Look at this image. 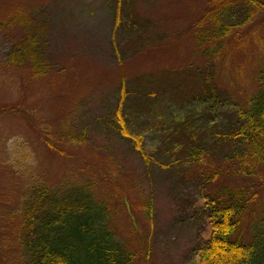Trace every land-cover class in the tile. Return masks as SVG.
I'll return each instance as SVG.
<instances>
[{
    "label": "rangeland",
    "instance_id": "1",
    "mask_svg": "<svg viewBox=\"0 0 264 264\" xmlns=\"http://www.w3.org/2000/svg\"><path fill=\"white\" fill-rule=\"evenodd\" d=\"M127 1L113 33L115 52L110 41L114 0H0V108L15 107L0 111V235L5 237L0 264H18L7 241L16 223L9 212L32 184L60 190L89 182L94 199L107 208L105 226L113 240L133 254L127 264H200L197 252L209 233L204 195L219 185L256 190L236 235L245 243L258 232L264 167L262 179L233 175L221 155L228 149L213 155V141L207 143L212 155L188 162L187 148L169 145L163 129L203 112L191 101L198 94L191 84L198 87L199 77L213 85L220 102L213 107V126L232 118L235 105L244 108L264 59V10L236 27L219 50L213 42L216 54H204L207 44L196 40L202 26L195 23L210 8L209 0ZM246 6L238 3L225 23L241 22ZM13 16H29L36 24L45 75L31 76L26 63H7L9 49L30 29L8 22ZM122 84L136 91L122 109L128 130L140 132L144 147L167 168H145L128 139L113 129L111 113ZM149 92L146 110H139L140 95ZM156 122L161 126L153 127ZM176 158L178 166L170 163ZM218 172L219 178L206 181Z\"/></svg>",
    "mask_w": 264,
    "mask_h": 264
},
{
    "label": "trees",
    "instance_id": "2",
    "mask_svg": "<svg viewBox=\"0 0 264 264\" xmlns=\"http://www.w3.org/2000/svg\"><path fill=\"white\" fill-rule=\"evenodd\" d=\"M125 2L128 1L114 0L110 41L115 52L113 33L119 23L121 5ZM240 2L247 5L246 9H242L244 16L241 22L225 23L224 18ZM209 3L210 8L195 23V26H202L196 40L200 44H207L204 54H216L213 52V42L219 50L222 40L231 35L236 27L252 21L256 13L264 10V3L259 0H209ZM16 19L13 16L8 22L16 21L30 29L24 38L9 49L7 63L10 67H20L26 63L31 76H43L48 66L37 26L29 16L23 20ZM197 82L200 83L198 87L191 84V89L198 90V94L192 96L191 101L203 107V112L194 120L180 117V121H174L166 128L167 131L163 129L170 135L169 145L178 144L187 148L186 161L201 162L203 154L210 153L207 143L213 141L210 146L213 148V155L218 154L221 149H228V155H221L223 160L232 165L233 175L262 179L260 170L264 167V59L255 75L254 90L245 99L246 105L244 108L235 105L232 118L228 117L221 126L212 125L214 104H220L213 94V85L204 77H199ZM134 93L136 91L126 90L124 84L120 85L119 98L111 113L114 125L112 127L118 135L128 139L131 149L145 168L151 165L167 168L166 164L157 162L144 147L143 135L140 132H130L127 128L128 120L125 119L122 109L126 106L125 101L129 95ZM150 93L147 96L140 95L141 103L137 104L139 110H146V102L153 96ZM6 108H0V111L15 110L14 106ZM128 112L131 115V109ZM157 125L161 126V123L156 122L153 127ZM177 160L179 158L171 160L170 163L178 166ZM23 170L28 172L30 167ZM220 174L218 172L211 175L206 181H215ZM255 194L256 190L244 193L240 189L230 191L227 186L219 185L211 194L204 195L202 210L209 233L205 245L197 252L200 264H264V207L256 222L257 234L245 243L236 235L247 203ZM147 213L150 215V207L147 208ZM9 214L15 215L16 223L12 234L7 237L9 240L6 239L13 243L18 264H127L133 258L132 253L125 251L113 240L109 228L105 226L107 208L100 200L94 199L91 184L87 181H75L60 190L48 188L43 183L32 184L15 211ZM4 238L0 235V250Z\"/></svg>",
    "mask_w": 264,
    "mask_h": 264
}]
</instances>
